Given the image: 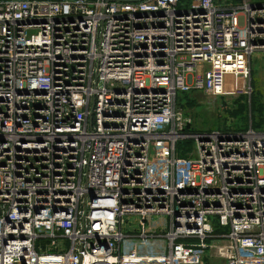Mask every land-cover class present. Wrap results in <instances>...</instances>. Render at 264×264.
Returning <instances> with one entry per match:
<instances>
[{
  "label": "built area",
  "instance_id": "2783aa9c",
  "mask_svg": "<svg viewBox=\"0 0 264 264\" xmlns=\"http://www.w3.org/2000/svg\"><path fill=\"white\" fill-rule=\"evenodd\" d=\"M255 51L250 0H0V264H264V128L176 107Z\"/></svg>",
  "mask_w": 264,
  "mask_h": 264
},
{
  "label": "rangeland",
  "instance_id": "374dc122",
  "mask_svg": "<svg viewBox=\"0 0 264 264\" xmlns=\"http://www.w3.org/2000/svg\"><path fill=\"white\" fill-rule=\"evenodd\" d=\"M253 3H264V0H250ZM250 76L245 80H227V88L243 86L244 89L251 86L250 94L242 93L237 98L228 100L224 97H209L199 91L190 90L178 92L176 107L181 110L184 118L189 119L186 130L211 131L222 129L241 130L252 122L264 125V54L255 51L251 56ZM221 103V104H220ZM239 104V107L237 106ZM228 107H232L230 112ZM193 140L179 139L176 143V155L183 156L190 148ZM163 176L165 173L162 174ZM159 220V218H157ZM211 262L209 261L208 264Z\"/></svg>",
  "mask_w": 264,
  "mask_h": 264
},
{
  "label": "trees",
  "instance_id": "16d2710c",
  "mask_svg": "<svg viewBox=\"0 0 264 264\" xmlns=\"http://www.w3.org/2000/svg\"><path fill=\"white\" fill-rule=\"evenodd\" d=\"M253 91V90H252ZM238 107H239V104L237 105ZM252 127L253 128H264V125H261V126H257V125H255L253 122H252ZM246 128V127H245Z\"/></svg>",
  "mask_w": 264,
  "mask_h": 264
},
{
  "label": "water",
  "instance_id": "95a60500",
  "mask_svg": "<svg viewBox=\"0 0 264 264\" xmlns=\"http://www.w3.org/2000/svg\"><path fill=\"white\" fill-rule=\"evenodd\" d=\"M123 1H137V0H123Z\"/></svg>",
  "mask_w": 264,
  "mask_h": 264
},
{
  "label": "crops",
  "instance_id": "0c3cea01",
  "mask_svg": "<svg viewBox=\"0 0 264 264\" xmlns=\"http://www.w3.org/2000/svg\"><path fill=\"white\" fill-rule=\"evenodd\" d=\"M250 65H251V60H250Z\"/></svg>",
  "mask_w": 264,
  "mask_h": 264
}]
</instances>
